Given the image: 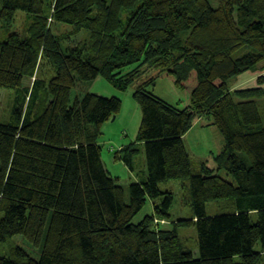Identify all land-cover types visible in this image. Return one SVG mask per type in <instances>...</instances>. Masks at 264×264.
Instances as JSON below:
<instances>
[{
	"label": "trees",
	"instance_id": "trees-1",
	"mask_svg": "<svg viewBox=\"0 0 264 264\" xmlns=\"http://www.w3.org/2000/svg\"><path fill=\"white\" fill-rule=\"evenodd\" d=\"M17 10L29 20L23 34L0 38V90H17L0 120V243L21 236L36 255L14 244L0 264H264V87L229 89L264 60V0H0V26ZM50 21L86 31V45L66 43ZM42 59L54 68L48 97L38 79L24 86ZM145 67L157 70L148 81ZM98 76L120 90L139 82L136 142L115 151L130 171L143 153L128 192L98 141L121 100L70 99L78 79ZM159 77L186 89L189 105L155 95ZM205 115L224 139L215 168L194 163L184 142ZM178 179L188 182L189 219L172 217L174 194L159 187ZM147 199L153 212L133 222ZM209 201L227 212L208 216ZM190 225L195 253L178 235Z\"/></svg>",
	"mask_w": 264,
	"mask_h": 264
},
{
	"label": "rangeland",
	"instance_id": "rangeland-1",
	"mask_svg": "<svg viewBox=\"0 0 264 264\" xmlns=\"http://www.w3.org/2000/svg\"><path fill=\"white\" fill-rule=\"evenodd\" d=\"M50 0H44L45 4H48ZM212 6L218 5V0H209ZM50 19H48L49 21ZM47 21V22H48ZM29 20L27 15L17 10L14 16V22L9 29H5L0 26V38L5 39L8 34L17 32L23 34ZM50 27L52 28L55 35L66 38V43L71 44H82L84 41H88V33L84 30L76 31L71 26L66 24H55L50 21ZM65 39V38H64ZM86 49V48H84ZM143 80L148 81L154 77L157 70L150 67L143 68ZM54 74V68L45 59L40 60L34 76L25 78L24 86L30 89L33 81L38 79L41 86L38 90L40 96H46L44 87L49 78ZM262 81L258 82L259 78ZM138 81L133 82L127 88L120 90L112 85L109 81L98 76L92 80H80L76 82L75 88L71 92L70 99L73 101L76 97H81L86 92H92L103 97H116L121 100V106L119 111L114 114L112 118L105 121L101 125V134L98 139L101 145V155L104 162L105 168L112 176H117L122 185L127 188L128 185L135 180L134 175L136 171L142 170L144 167L143 153L139 152L134 156L133 164L135 167L134 171H130L127 166L118 158L115 157V151L122 146L136 142V134L138 131L141 111L136 100L133 98V93L138 85ZM264 87V60L260 61L253 68L239 74L229 82V89L231 92L239 91L241 89H250L253 86ZM149 89L153 91L155 95L165 99V101L178 106V108H184L189 105V94L184 88L176 86L173 81L167 77H159L155 81L154 86H149ZM17 93L16 89L4 88L0 90V120L8 119L11 104L13 103L14 96ZM27 99V97L25 98ZM257 103L260 111L264 113V97L257 98ZM185 145L192 157L194 163L205 161L208 166L215 168L217 167L213 156L220 152L223 147L224 139L220 135L216 126L212 124L211 119L208 116H201L194 120L192 128L184 136ZM117 156H120L117 154ZM198 164V163H197ZM219 174L225 176L224 169L219 171ZM188 182L186 179H178L165 181L159 184V187L166 191L170 190L174 194V200L170 207V213L174 219L176 218H192L194 213L187 205L186 201L189 196V190L187 188ZM206 214L213 216L227 212V208H224L221 203L216 201H209L206 203ZM153 212V202L147 199L146 204L142 210L134 217L133 222H139L145 215ZM161 224H169V221L158 219ZM178 235L183 240V245L193 250V253L197 252L195 249L196 241V228L193 225L179 227ZM14 244L20 245L23 249L28 251L30 254H35V251L30 243H28L21 236H15L11 238L9 242H6L4 246H1L0 251L3 254L10 255V248ZM36 255V254H35ZM38 258V255L35 256Z\"/></svg>",
	"mask_w": 264,
	"mask_h": 264
},
{
	"label": "crops",
	"instance_id": "crops-1",
	"mask_svg": "<svg viewBox=\"0 0 264 264\" xmlns=\"http://www.w3.org/2000/svg\"><path fill=\"white\" fill-rule=\"evenodd\" d=\"M254 87V86H253ZM163 99V98H162ZM165 100V99H164ZM188 106V105H187Z\"/></svg>",
	"mask_w": 264,
	"mask_h": 264
}]
</instances>
